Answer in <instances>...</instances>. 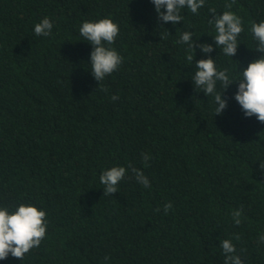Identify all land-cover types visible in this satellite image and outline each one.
<instances>
[{"label":"trees","instance_id":"16d2710c","mask_svg":"<svg viewBox=\"0 0 264 264\" xmlns=\"http://www.w3.org/2000/svg\"><path fill=\"white\" fill-rule=\"evenodd\" d=\"M226 3L246 23L264 19V0H207L175 27L150 0H0V204L35 203L49 221L39 247L0 264H224L226 238L244 264H264V122L244 117L236 85L215 116L176 43L193 31L195 60L212 44L217 65L235 69L205 31L208 7ZM105 16L119 25L111 46L123 62L98 83L78 29ZM43 17L48 37L32 31ZM239 39L232 59L246 67L260 53L247 29ZM129 164L150 187L128 170L104 195L101 170Z\"/></svg>","mask_w":264,"mask_h":264},{"label":"clouds","instance_id":"9594fccd","mask_svg":"<svg viewBox=\"0 0 264 264\" xmlns=\"http://www.w3.org/2000/svg\"><path fill=\"white\" fill-rule=\"evenodd\" d=\"M154 7L158 21L167 24L171 22L173 27L185 19L183 11L192 15H200L207 0H150ZM231 3L224 5L225 10L217 14L215 7L209 6L206 19L205 31L215 44L219 55L230 58L236 64V68L219 67L216 58L208 54L213 52L212 44L199 45L200 52L207 58L195 60V33L190 30L180 32L177 44L186 45L185 59L194 65L191 80L194 89L202 92L205 97H211L214 104V114L222 115L228 106L225 98L227 89L236 85L232 99L239 105L244 117L255 118L264 122V19L259 21H247L231 10ZM210 14L211 17L210 18ZM53 29V21L49 17H43L33 25V33L36 36L48 37ZM247 29L254 45L255 52L260 53L259 58L250 61L246 67L233 61L237 48L240 44V34ZM80 37L91 46L89 54V72L98 83L105 77L114 73L123 62V57L117 51L114 44L119 34V25L110 17L105 16L96 20H84L78 29ZM198 39V38H197ZM195 60V63H194ZM198 92V91H197ZM118 96H111L115 101ZM142 160L147 164L148 155L141 154ZM264 173V165L260 164ZM130 170L138 184L144 188L150 187L149 179L139 169L116 165L102 169L99 174V182L103 186L104 195H112L117 192L118 185L124 179L126 171ZM172 208L171 203L164 205L167 214ZM235 225L241 223V211L234 210L231 213ZM49 227L47 212L42 206L31 202H18L11 206L0 204V261L9 256L22 261L31 249L40 246L46 238ZM239 239V237H236ZM264 243V234L258 237ZM219 247L224 256V264H244L241 254L238 252L232 239H223ZM107 260V257H105Z\"/></svg>","mask_w":264,"mask_h":264}]
</instances>
